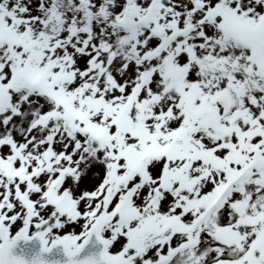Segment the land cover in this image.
Returning a JSON list of instances; mask_svg holds the SVG:
<instances>
[{
    "label": "snow or ice",
    "instance_id": "6c2138e0",
    "mask_svg": "<svg viewBox=\"0 0 264 264\" xmlns=\"http://www.w3.org/2000/svg\"><path fill=\"white\" fill-rule=\"evenodd\" d=\"M0 264H264V0H0Z\"/></svg>",
    "mask_w": 264,
    "mask_h": 264
}]
</instances>
